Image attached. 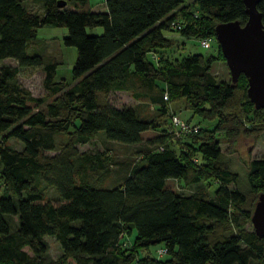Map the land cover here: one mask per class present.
I'll return each mask as SVG.
<instances>
[{"label": "trees", "instance_id": "trees-1", "mask_svg": "<svg viewBox=\"0 0 264 264\" xmlns=\"http://www.w3.org/2000/svg\"><path fill=\"white\" fill-rule=\"evenodd\" d=\"M33 2L40 14L25 0H0V60L17 65L0 67V264H264V240L247 229L264 192V160L248 161V187H239L217 137L229 154L241 142L253 145L264 111L249 101L243 75L236 84L216 80L212 66L225 62L219 46L217 56L196 54L180 65L160 53L172 45L164 30L199 41L215 39L218 24L243 26V0H105V12L92 11L91 0ZM257 8L264 25V3ZM43 26L67 30L63 44L76 50L72 86L55 81L56 62L27 53ZM94 28L102 34H87ZM20 68L43 69L44 96L19 84ZM112 92L128 93L134 104L112 105ZM180 101L215 127L197 123L196 133L179 138L161 129L160 117H171ZM142 103L155 117L141 115ZM99 134L112 144L146 145L112 187L103 186L110 157L78 150ZM170 180L216 188L183 195ZM46 236L62 250L55 260ZM151 246L167 259L150 256Z\"/></svg>", "mask_w": 264, "mask_h": 264}, {"label": "rangeland", "instance_id": "rangeland-1", "mask_svg": "<svg viewBox=\"0 0 264 264\" xmlns=\"http://www.w3.org/2000/svg\"><path fill=\"white\" fill-rule=\"evenodd\" d=\"M27 8L35 13H41L42 9L40 5L33 2V0H25ZM93 11H105V0H91ZM89 35H101L103 32L102 28L87 29ZM67 35L65 28H57L52 26H43L37 29V38L39 42L37 44L29 45L27 53L29 55H38L42 58L44 64L56 62V75L55 81H64L69 86L73 85L72 81V68L76 60V50L73 47H66L63 44V39ZM163 35L172 41V45L168 49L161 50V54L168 58L174 64L180 65L183 60L192 55H202L204 57L217 56L218 44L215 39L211 40V48H202L197 40L186 39L179 33L173 31H163ZM3 65L17 66L15 61L12 59L0 60V67ZM212 73L217 81H230V75L224 61L215 62L212 66ZM44 72L42 68H20L17 76V81L25 89L29 90L35 97H42L46 94L43 88ZM53 98L47 99L46 103H49ZM108 101L117 107L121 105H132L133 100L130 98L128 93L112 92L108 95ZM178 109V108H177ZM173 111L174 114L178 115L181 119L186 120L180 116L178 110ZM139 110L144 118L155 117V111L148 104H140ZM172 112V113H173ZM159 122L162 123L161 129L164 131L169 130L173 132V128L170 123V117L161 116ZM199 124L201 129H213L216 125V121H201L197 117L194 121ZM164 133V132H163ZM155 135V132L145 133L144 138H148ZM219 140V146L223 153V161L229 167L230 171L239 176L238 186H247V163L250 160H264V132H262L256 139L255 143L251 145L249 142L239 143L237 153L229 154L227 151V143L223 136H217ZM1 140V138H0ZM57 141H64L65 138L62 136L56 137ZM9 145L20 150L22 147L21 143H16L13 140L8 142ZM146 147L145 143H141L135 146H122L119 144H112L106 142L102 135L99 134L95 137L90 145L79 146L80 152H102L105 156L110 157L109 162V173L103 182L104 187H112L119 184L127 175L129 168L139 159L138 152ZM212 183V182H211ZM167 186L183 195H190L200 190H205L210 195L213 194L216 185L212 183L209 186V181H202L199 184L184 186L182 183L170 180L167 182ZM238 188V187H236ZM230 190L235 189V186L230 185ZM248 230H252L251 224L247 226ZM135 237L133 232L132 238ZM130 238V239H132ZM49 250L48 256L55 260L57 259L62 250L59 244L53 237H45ZM159 246H151L148 249L150 256L158 258L157 251ZM144 255V253L140 254ZM162 260H166L167 256H161Z\"/></svg>", "mask_w": 264, "mask_h": 264}, {"label": "water", "instance_id": "water-1", "mask_svg": "<svg viewBox=\"0 0 264 264\" xmlns=\"http://www.w3.org/2000/svg\"><path fill=\"white\" fill-rule=\"evenodd\" d=\"M260 3L264 0H243L247 22L243 26L238 22L218 24L214 33L231 82L236 84L243 75L249 101L255 110L264 111V25L257 8ZM250 222L254 233L264 240V192L258 196Z\"/></svg>", "mask_w": 264, "mask_h": 264}, {"label": "built area", "instance_id": "built-area-1", "mask_svg": "<svg viewBox=\"0 0 264 264\" xmlns=\"http://www.w3.org/2000/svg\"><path fill=\"white\" fill-rule=\"evenodd\" d=\"M171 28L174 30H179L180 25L172 23ZM211 38H205L202 40H199V45L204 49H210L211 48ZM150 58L153 61L157 60V57L155 55H151ZM170 123L173 128V136L175 138H179L180 136H184L191 133H196L199 128L198 126H195L194 124L187 123L185 120L181 119L178 115L172 114L170 117ZM166 253L165 249L160 248L157 251L158 257L163 256Z\"/></svg>", "mask_w": 264, "mask_h": 264}, {"label": "crops", "instance_id": "crops-1", "mask_svg": "<svg viewBox=\"0 0 264 264\" xmlns=\"http://www.w3.org/2000/svg\"><path fill=\"white\" fill-rule=\"evenodd\" d=\"M92 11H93V10H92ZM94 12H101V11H94ZM103 12H105V11H103ZM177 108H178V109H177ZM176 109L178 110V113H180V116H181L182 118H185V119H187V120H190V122H191L192 124H197L196 122H193L195 117L192 116V114H191L190 112L185 111V110L183 109V103H182L181 101L171 105V111H175ZM147 133H148V132H147ZM155 133H157V132H155Z\"/></svg>", "mask_w": 264, "mask_h": 264}]
</instances>
